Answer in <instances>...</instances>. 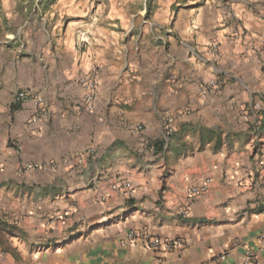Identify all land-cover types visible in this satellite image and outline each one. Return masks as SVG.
Segmentation results:
<instances>
[{
	"label": "crops",
	"instance_id": "0c3cea01",
	"mask_svg": "<svg viewBox=\"0 0 264 264\" xmlns=\"http://www.w3.org/2000/svg\"><path fill=\"white\" fill-rule=\"evenodd\" d=\"M247 253L264 264V0H0V264Z\"/></svg>",
	"mask_w": 264,
	"mask_h": 264
},
{
	"label": "built area",
	"instance_id": "2783aa9c",
	"mask_svg": "<svg viewBox=\"0 0 264 264\" xmlns=\"http://www.w3.org/2000/svg\"><path fill=\"white\" fill-rule=\"evenodd\" d=\"M213 49L215 50L216 47L213 46ZM79 84L83 89V96H82V103H83V108L87 113H92L93 112V100H94V93L96 90V81L94 79L93 74H90L89 77H83L79 80ZM197 89L199 94L205 95L209 91V89L213 88L215 86L214 81H209L206 84H202L200 82L196 83ZM16 99L21 100V101H31L34 106H39L41 104V99L27 94V93H19L16 96ZM140 129V127L138 128ZM36 166H27L26 170H32L35 169ZM116 189H121L124 194H127L129 196L132 195V187L129 182H122L119 184ZM203 189L199 188H190L187 191L188 198L193 199L194 197L198 196ZM179 215L181 216H186L187 211L186 210H180L178 212ZM128 238L130 240H135L137 238H140L143 240L145 247L147 249L155 250L158 247H163L166 250H173V249H178L181 247V242L178 240H169V241H161L158 238L155 237H147L144 234H137L134 231H130L128 234ZM255 257L251 253H247L240 264H255Z\"/></svg>",
	"mask_w": 264,
	"mask_h": 264
},
{
	"label": "rangeland",
	"instance_id": "374dc122",
	"mask_svg": "<svg viewBox=\"0 0 264 264\" xmlns=\"http://www.w3.org/2000/svg\"><path fill=\"white\" fill-rule=\"evenodd\" d=\"M53 1H57V0H53Z\"/></svg>",
	"mask_w": 264,
	"mask_h": 264
}]
</instances>
